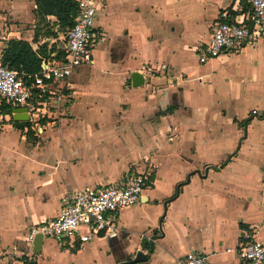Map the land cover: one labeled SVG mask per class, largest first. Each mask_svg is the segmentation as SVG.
Listing matches in <instances>:
<instances>
[{
  "label": "crops",
  "instance_id": "obj_1",
  "mask_svg": "<svg viewBox=\"0 0 264 264\" xmlns=\"http://www.w3.org/2000/svg\"><path fill=\"white\" fill-rule=\"evenodd\" d=\"M97 4L104 41L94 47L91 64L72 72L61 99L46 104V117H58L50 133L57 134L19 162L10 219L0 223V264L24 263L28 226L56 215L77 189L120 185L137 173L148 180L138 201L119 210L115 235L74 246L35 239L29 264H170L191 249L208 253L210 264H241L225 250L240 231L264 241V41L205 61L200 53L214 24L241 19L248 4ZM35 8L33 0H0L1 49L18 38L34 50L42 43L47 51L63 50L56 33L34 39ZM45 23L58 27L52 15ZM133 73L140 75L138 85ZM17 108L0 117L28 121L13 127L31 129ZM51 245L59 250L50 253ZM138 252L146 259L129 262Z\"/></svg>",
  "mask_w": 264,
  "mask_h": 264
},
{
  "label": "built area",
  "instance_id": "obj_2",
  "mask_svg": "<svg viewBox=\"0 0 264 264\" xmlns=\"http://www.w3.org/2000/svg\"><path fill=\"white\" fill-rule=\"evenodd\" d=\"M77 11L73 25L67 28L63 57L54 54L41 60L36 73L18 72L2 61L0 47V106L22 107L31 128L41 131V119L47 116L46 104L60 100L62 89L72 72L93 61V48L104 41L105 31L96 23L97 0H74ZM247 12L241 19L217 21L211 37L200 53V60L224 53L240 51L264 41V0H244ZM255 113V111H253ZM148 180V174H131L120 185L77 189L53 217L31 224L22 237L21 256L24 263L32 261V249L37 235L51 237L59 243L74 246L99 236H113L118 230V212L138 201ZM241 264H264V241L242 229L233 246ZM170 264H210L208 253L191 249L170 261Z\"/></svg>",
  "mask_w": 264,
  "mask_h": 264
},
{
  "label": "rangeland",
  "instance_id": "obj_3",
  "mask_svg": "<svg viewBox=\"0 0 264 264\" xmlns=\"http://www.w3.org/2000/svg\"><path fill=\"white\" fill-rule=\"evenodd\" d=\"M11 31H14V28ZM50 32L56 33L58 36H61V39L65 37V32L61 31L58 27L56 28V30H54L52 29V26L44 22H41L38 25L39 34L51 35ZM0 34H6V32H4V29H0ZM61 43V41L58 42L59 46H61ZM1 45L2 44H0V46ZM46 120L48 122H52V124H50V126L48 127H46ZM58 121V117L53 118V115L50 118L45 116L44 118H42L41 123L46 126L43 127L41 131L32 128L23 131L18 127H13L14 123L6 121L3 117H0V223H4L8 219H10L12 209L11 202H13L11 189H13V185H15L16 181L20 180L19 162L21 161V159L29 155L32 146H34L36 143L46 140L49 135L54 138L53 135H56L57 133H50L54 130V126L56 125V123H58ZM29 130L31 132H29ZM1 235L2 234L0 233V238ZM57 250L59 249L56 246L51 245V250H49V252L52 253L53 251ZM50 253L48 255V259L54 257L52 254L50 255ZM57 257H61L62 260H66L67 258L66 255L62 254H57ZM59 261L60 260L58 259L57 262ZM51 263L52 262H49V264Z\"/></svg>",
  "mask_w": 264,
  "mask_h": 264
},
{
  "label": "trees",
  "instance_id": "obj_4",
  "mask_svg": "<svg viewBox=\"0 0 264 264\" xmlns=\"http://www.w3.org/2000/svg\"><path fill=\"white\" fill-rule=\"evenodd\" d=\"M33 1L36 7L35 14L37 23H45L46 17L52 15L56 18L58 28L63 32L73 25L74 15L77 11V4L74 0ZM37 34L38 32L35 33L34 39H36ZM50 34L56 36L55 33L50 32ZM53 48L47 51L46 44L42 43L37 50H34L26 40L9 38L2 48V61L7 67L17 70L18 72L36 73L41 69V60L43 57L49 56L52 52L57 58L63 57V50H54ZM11 108L10 105L2 104L0 106V112L10 113ZM14 123L22 128L24 125L28 124V121H14ZM29 132L31 131L29 130Z\"/></svg>",
  "mask_w": 264,
  "mask_h": 264
},
{
  "label": "water",
  "instance_id": "obj_5",
  "mask_svg": "<svg viewBox=\"0 0 264 264\" xmlns=\"http://www.w3.org/2000/svg\"><path fill=\"white\" fill-rule=\"evenodd\" d=\"M132 77H133V79H137L136 81H133L134 83V85H138L139 83H140V80H138V78L137 77H140V75L138 74V73H133L132 74ZM20 110H22V111H24V108H22V109H19V108H17V109H14V112H19ZM24 115H25V113H24ZM14 118L15 119H26L27 118V116L25 115L24 116V118H20L19 116H14ZM41 235H37L36 237H35V239L37 240V242H41ZM146 259V256L145 255H143L142 253H140V252H138L137 254H136V256L131 260V261H129V262H131V263H133V262H137V261H143V260H145Z\"/></svg>",
  "mask_w": 264,
  "mask_h": 264
}]
</instances>
